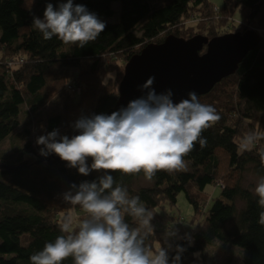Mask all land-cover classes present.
Listing matches in <instances>:
<instances>
[{
    "label": "trees",
    "instance_id": "16d2710c",
    "mask_svg": "<svg viewBox=\"0 0 264 264\" xmlns=\"http://www.w3.org/2000/svg\"><path fill=\"white\" fill-rule=\"evenodd\" d=\"M49 2L58 4L57 0H0V145L8 141L11 150L0 153V264H30L31 255L62 234L58 218L71 213L72 207L80 208L65 203L62 194L72 184L92 182L103 174L93 171L85 177L55 154L41 156L42 146L36 144L39 136L59 129L61 136L70 137L75 133L72 125L81 116L106 113L118 98L124 64L147 44L159 43L168 34L211 39L248 29L260 35V44L245 56L234 75L199 97L221 116L202 133L208 152L204 165L192 166L185 160V171L165 172L168 183L155 176L150 186L141 188H133V183L143 173L112 175L127 188L130 198L138 195L158 216L152 224L163 219L157 208L169 205L173 209L178 193L185 194L194 221L177 230L180 237L192 236L194 243L189 247L184 239L169 240L173 248L169 264L177 244L187 249L181 264H204L202 258L211 246L228 260L233 255L241 264H264V227L257 222L264 209L254 192L242 185L247 171L264 177L259 156L264 139L250 151H238L240 139L248 132L264 135V0H222L218 8L209 0H74L107 26L96 41L84 48L69 45L67 50L55 37L45 41L32 26L34 16L43 19ZM114 3L119 5L118 12L112 8ZM194 14L199 20L186 23ZM67 84H74L77 91L69 92ZM23 106L30 118L22 124ZM207 186L219 189L208 207L211 191L205 192ZM81 211L74 212L79 214L74 219L81 217ZM125 221L137 226L128 215ZM154 229L145 243L156 251L166 230ZM193 253H200L199 258ZM63 264H73L72 258Z\"/></svg>",
    "mask_w": 264,
    "mask_h": 264
},
{
    "label": "clouds",
    "instance_id": "9594fccd",
    "mask_svg": "<svg viewBox=\"0 0 264 264\" xmlns=\"http://www.w3.org/2000/svg\"><path fill=\"white\" fill-rule=\"evenodd\" d=\"M32 26L45 41L55 37L63 44L84 48L98 39L107 24L85 5L66 0L55 6L47 3L43 19L34 16ZM154 83L155 77L150 76L140 86V97L111 114L81 116L72 125L79 134L71 138L61 136L59 129L37 138L41 156L55 154L85 177L93 171L103 174L92 182L72 184L71 190L62 194L65 203L78 205L86 215L77 230H73L71 215L63 217L59 225L62 234L31 255L30 264H63L69 257L73 264H169V252L173 250L169 240L184 239L189 247L193 245L192 236L186 233L180 237L173 226L165 231L161 247L153 251L145 243L155 230L151 210L138 195L130 198L127 188L112 175L143 173L147 181H153L160 171H185V157L197 144L201 149L207 146L202 133L221 119L213 106L200 102L195 91L175 102L171 89L158 94ZM261 139L264 135L248 132L240 139L238 151L252 150ZM259 156L264 166V149ZM254 194L258 206L264 209V177L259 178ZM125 215L137 226L130 227ZM257 222L264 227V210ZM174 251L171 264H181L187 249L177 244ZM193 256L198 259L200 253Z\"/></svg>",
    "mask_w": 264,
    "mask_h": 264
},
{
    "label": "water",
    "instance_id": "95a60500",
    "mask_svg": "<svg viewBox=\"0 0 264 264\" xmlns=\"http://www.w3.org/2000/svg\"><path fill=\"white\" fill-rule=\"evenodd\" d=\"M260 41V35L252 29L211 39L199 34L188 39L168 34L161 42L147 44L129 58L118 86V98L104 114L140 97V86L150 76L155 77L156 92L171 89L175 102L187 98L189 91H195L198 97L206 95L216 84L234 75ZM77 134L75 131L73 135Z\"/></svg>",
    "mask_w": 264,
    "mask_h": 264
},
{
    "label": "rangeland",
    "instance_id": "374dc122",
    "mask_svg": "<svg viewBox=\"0 0 264 264\" xmlns=\"http://www.w3.org/2000/svg\"><path fill=\"white\" fill-rule=\"evenodd\" d=\"M57 1H58V3L64 2V0H57ZM209 1L211 3H213L215 5V7H217V8L220 7L222 4V0H209ZM112 8L116 12H118L119 5L114 3ZM193 17L195 18V21L199 20L198 14H194L187 19L186 23H188V24L194 23L192 21ZM110 22H115V19H110ZM68 47H69V45L64 44L63 49L67 50ZM125 64H124V66H125ZM69 86L70 85L67 84V90L69 92H71L72 90H73L72 92L77 91L78 87H74V84H73V87H71V88H69ZM26 111H27L26 108L23 106V110H22V113L20 116V121L22 124L25 120L30 118V114L27 116L25 115ZM19 131H22V126H20ZM262 134H264V130L262 131ZM9 152L11 153L10 146H9L8 141H6L2 145H0V153L4 154V153H9ZM207 154H208V152H206V150L204 148L201 149L199 147V145L197 144L196 149L193 152H191L188 156H186L185 160H188L190 163H192V166H196V167L200 166L201 167L205 163V159L207 157ZM156 177L159 181H162L165 183L169 182V178L164 171L157 172ZM258 180H259L258 176H256L251 171H247L243 175L242 185L244 187L250 188V190H252L254 192V188H255ZM150 185H151L150 181H147L144 177H141V178H138L134 181L133 188L148 187ZM210 191H211V198H210L211 200L208 201L207 207L212 204V199L217 198L219 195V189L216 186H207L205 188L206 193H210ZM176 199H177L176 205L173 209L169 205H166L167 207L165 209L163 207L156 209L157 214H159V213L162 214L163 219L158 220L161 223L152 224L154 227L162 229L163 231L164 230L168 231V230H171L173 228V226H175V228L178 230L184 229L185 225L191 226V222L194 221V219H192L193 215H194L192 206L188 203L187 199L185 198V194L183 192L178 193ZM237 206H241V204L239 202H237ZM71 209H72L71 213H70V211L66 212V213L62 214L58 219L61 222L63 217H65L66 215H71L73 217L72 227H76L78 229L79 221L82 220L86 214L83 215L82 211H81V217H80L81 219L80 218L74 219L76 217H79V214L74 213V212L79 211L80 208L77 210V208L72 207ZM170 212H173V214H175V215H172V216L168 215V213H170ZM178 215H180V217ZM157 217H158L157 215L154 216V218L156 220H157ZM154 218H153V220H154ZM196 220H198V219L196 218ZM195 223H197V221H195ZM186 232H188V231H186ZM164 233L165 232L161 233L160 235L162 237H164ZM202 260H204V264H241V262L236 257H233V255H232V258L230 260H228V258L221 251H218L216 249V247H213V246H211V248L206 250L205 256L202 258Z\"/></svg>",
    "mask_w": 264,
    "mask_h": 264
},
{
    "label": "built area",
    "instance_id": "2783aa9c",
    "mask_svg": "<svg viewBox=\"0 0 264 264\" xmlns=\"http://www.w3.org/2000/svg\"><path fill=\"white\" fill-rule=\"evenodd\" d=\"M195 20V18L193 17L192 18V21H194ZM70 86H69V88H71V87H73V84H69ZM73 91V90H72Z\"/></svg>",
    "mask_w": 264,
    "mask_h": 264
}]
</instances>
